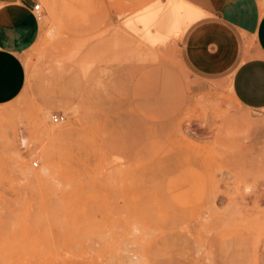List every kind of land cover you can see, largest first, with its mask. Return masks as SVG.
Masks as SVG:
<instances>
[{"label":"rangeland","instance_id":"1","mask_svg":"<svg viewBox=\"0 0 264 264\" xmlns=\"http://www.w3.org/2000/svg\"><path fill=\"white\" fill-rule=\"evenodd\" d=\"M35 1L24 87L0 105V264H264V109L184 67L181 37L104 51L83 73L75 52L127 2ZM42 148L58 180L32 177ZM66 181L81 190L62 200Z\"/></svg>","mask_w":264,"mask_h":264},{"label":"crops","instance_id":"2","mask_svg":"<svg viewBox=\"0 0 264 264\" xmlns=\"http://www.w3.org/2000/svg\"><path fill=\"white\" fill-rule=\"evenodd\" d=\"M184 1L200 17L179 40L183 66L228 81L241 107L264 109V0ZM35 3L0 0V105L12 102L24 87L21 57L38 33L31 12Z\"/></svg>","mask_w":264,"mask_h":264},{"label":"bare ground","instance_id":"3","mask_svg":"<svg viewBox=\"0 0 264 264\" xmlns=\"http://www.w3.org/2000/svg\"><path fill=\"white\" fill-rule=\"evenodd\" d=\"M125 1L127 3L125 7H122L121 9L124 13H127L128 16L123 19L122 25L119 28H115L108 32L106 30L100 31L95 34L90 41L89 39L84 40L89 43V46L87 42L86 44L83 40H79V43L82 41L85 44L79 46V51L76 50L77 52L74 54V61L81 72L86 73L88 68L98 61L102 52L116 50L120 46L129 48L136 46L143 47L149 52L155 49H161L166 44L177 41L178 38L183 35L187 27L200 17L199 12L184 0ZM45 3H48L52 7L54 0H44L43 4ZM116 7L119 9V5H116ZM224 84L229 88L231 94L229 82L225 81ZM40 122L42 121L40 120ZM263 123L264 122L261 124ZM249 124H251V122H249ZM255 125L257 127V124ZM53 130L43 129L40 132V135L49 138L53 135ZM22 133L19 132L16 135L18 147H23L27 151L35 154L36 148H29L28 139L26 140ZM42 149L43 150L41 151L44 155L43 166L38 172L32 173V169L22 163V161H20L19 164L21 169L24 168L25 172L27 170V174L32 173V177L38 182L48 183L49 178L51 180L52 178L57 179L58 177L56 175V168L53 164L51 155L45 150L46 148ZM71 181H66V183L64 182L61 186L58 184L59 189L57 191L62 200L69 196H76L81 190L79 187L80 185L77 186L76 182L74 183ZM59 183H61V180H59Z\"/></svg>","mask_w":264,"mask_h":264},{"label":"built area","instance_id":"4","mask_svg":"<svg viewBox=\"0 0 264 264\" xmlns=\"http://www.w3.org/2000/svg\"><path fill=\"white\" fill-rule=\"evenodd\" d=\"M31 12H32V17H33L35 22H38L41 20L42 12H41L39 5L37 3L33 4ZM63 121H64V117L61 114H53L50 116V122L53 125L60 124ZM33 166H36V164H34Z\"/></svg>","mask_w":264,"mask_h":264}]
</instances>
